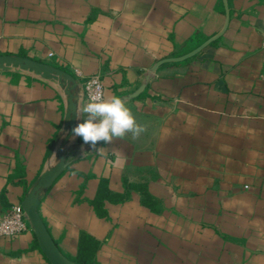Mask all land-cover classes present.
Instances as JSON below:
<instances>
[{"label":"crops","instance_id":"0c3cea01","mask_svg":"<svg viewBox=\"0 0 264 264\" xmlns=\"http://www.w3.org/2000/svg\"><path fill=\"white\" fill-rule=\"evenodd\" d=\"M227 2L220 38L125 100L144 133L94 150L71 139L40 205L69 259L81 264L87 235L105 264H264V0ZM224 24L223 0H0V55L99 76L122 98ZM65 113L57 86L0 72V222L53 162ZM100 189L113 199L104 216L88 204ZM35 240L0 236V264H49Z\"/></svg>","mask_w":264,"mask_h":264},{"label":"water","instance_id":"95a60500","mask_svg":"<svg viewBox=\"0 0 264 264\" xmlns=\"http://www.w3.org/2000/svg\"><path fill=\"white\" fill-rule=\"evenodd\" d=\"M223 3L225 6V24L219 33L185 55L159 60L151 68L150 74L146 76L145 83H143L135 92L122 97V99L129 100L138 97L145 90L147 82L150 81L151 77L156 74L162 65L190 59L202 52L212 42L220 38L225 33L230 19L227 0H223ZM0 72H15L33 76L57 86L63 91L66 97V113L62 130L63 138H61L59 144L53 146V150L50 154V159H52V154L55 153L57 159L60 160V163L56 164V162L53 161L46 166L36 182L32 184L20 205L24 210L30 228L35 235L38 247L48 260L49 264H78L65 256L56 245L40 215V205L44 191L50 189L71 164V161L67 160L65 152L73 136L72 129L77 126L78 118L75 110L77 105L82 101L83 93L81 88L72 74L47 62L38 61L29 56L0 55ZM65 133H67V135H65Z\"/></svg>","mask_w":264,"mask_h":264},{"label":"clouds","instance_id":"9594fccd","mask_svg":"<svg viewBox=\"0 0 264 264\" xmlns=\"http://www.w3.org/2000/svg\"><path fill=\"white\" fill-rule=\"evenodd\" d=\"M75 111L77 118L81 113L86 114V118L72 129V138L82 137L83 142L92 149H96L100 141L111 144L114 138H124L128 134L138 138L147 130L146 126L137 123L124 99L116 95L105 96L102 91L91 94L89 102L82 107L78 104ZM98 151L103 154V148ZM52 159L56 164L60 163L55 153Z\"/></svg>","mask_w":264,"mask_h":264},{"label":"built area","instance_id":"2783aa9c","mask_svg":"<svg viewBox=\"0 0 264 264\" xmlns=\"http://www.w3.org/2000/svg\"><path fill=\"white\" fill-rule=\"evenodd\" d=\"M262 46L264 47V29L262 31ZM83 93L82 101L89 102V96L96 91L105 94L104 84L99 76L85 77L76 71L74 75ZM30 225L20 204L12 206L9 214L0 222V236L15 237L29 231Z\"/></svg>","mask_w":264,"mask_h":264},{"label":"trees","instance_id":"16d2710c","mask_svg":"<svg viewBox=\"0 0 264 264\" xmlns=\"http://www.w3.org/2000/svg\"><path fill=\"white\" fill-rule=\"evenodd\" d=\"M101 191H99V194L97 195V197L93 200H89L88 201V204L90 207H92L94 210L97 211V213L101 216H104L105 215V212H104V205L106 202H112L113 199L110 198L107 193L105 192L104 189H100ZM90 237L87 236V235H84L81 237V243L82 245H87L86 248H88V251L87 253H83V250H82V254L80 253L77 257H74V259H76V261H78L79 263L81 264H87L86 262L88 261V256H90V251H91V242H90ZM35 244L37 245V242L35 240ZM57 245V244H56ZM58 246V245H57ZM73 257V256H72Z\"/></svg>","mask_w":264,"mask_h":264},{"label":"rangeland","instance_id":"374dc122","mask_svg":"<svg viewBox=\"0 0 264 264\" xmlns=\"http://www.w3.org/2000/svg\"><path fill=\"white\" fill-rule=\"evenodd\" d=\"M132 176L137 177V171H134V173H132ZM78 218L81 219L83 217L79 215ZM53 231H54V233L56 232L55 230H53ZM105 258H106V255L105 254L99 255V256H96V257L93 256V258H90V256H88V259H87L88 261L86 263L87 264H105ZM115 263L116 262H109L108 264H115Z\"/></svg>","mask_w":264,"mask_h":264}]
</instances>
